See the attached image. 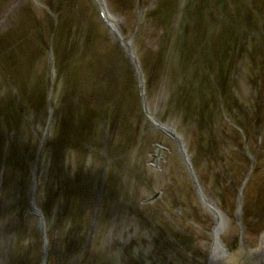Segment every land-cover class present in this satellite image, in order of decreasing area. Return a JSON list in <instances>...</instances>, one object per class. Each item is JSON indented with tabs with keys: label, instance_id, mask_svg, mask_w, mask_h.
Masks as SVG:
<instances>
[{
	"label": "rangeland",
	"instance_id": "374dc122",
	"mask_svg": "<svg viewBox=\"0 0 264 264\" xmlns=\"http://www.w3.org/2000/svg\"><path fill=\"white\" fill-rule=\"evenodd\" d=\"M146 1L150 4L153 0ZM170 1L171 3L174 2V4H178L177 7L175 6V12L177 14L175 17L174 15L173 17H170L171 23H169L168 26L161 24L163 26L162 28L160 27V24H154L157 34L163 33L164 30H167V32H170L171 34V41L174 45L179 44V47H181L182 50L192 49L193 52L191 54H193L194 57L188 54V51H183V54H181V56L177 60L178 62L182 61V63H185V65L187 66V69H185L186 67L184 68L185 70L189 71L191 68L193 69L194 66H197V63L200 64L201 68L203 66H206L207 68L210 63H212L210 62L211 59H216L215 56L217 54V46L220 49L222 44L221 41H218V37L210 35V31H214L215 29L217 31L218 28L214 27V23L212 22L213 12L211 13V18L209 21V18L207 17L210 16V14L203 8L202 5L199 4L200 0H188L189 5L186 9L185 17L183 15L185 2H183V0ZM257 5H259V3ZM168 7L169 13H172V10L174 12L175 8L173 4H169ZM80 8L81 10H83L82 7ZM182 8L184 9L182 10ZM179 10L181 11V15L178 13ZM47 11V5L43 2V0H0V109L2 111V114H0V264H13V262H11L10 260H13L14 255L12 252L14 250L16 251L17 255L20 256H14L16 260H18V264H38L39 258L42 257L41 247H39L38 250V244L39 242L41 243V240L34 239V236L36 234L35 232L26 234V231L28 229L33 231L36 230L35 223H32L31 219H29L31 213H28V211L26 210V206L22 209L20 214H16V212L13 211L12 208L15 207L16 202L21 200V197H19L18 195L20 193L26 195L27 198H29L30 204L33 203L36 204L37 207H40L42 212L48 210L47 206L49 204V200H51L54 195V191L51 193L52 188L50 187V181H48V178L43 175L42 172H45V169H47L48 167L55 166V164L60 166V159L56 158V156L49 157L46 152V147L49 145L47 144L49 143V137H60V134H62L61 137L71 138V140L65 144H69L72 148L71 153L67 151L65 153V161H67V163L65 164H67L66 166H68V171L62 174L64 176V179L60 178L61 181L69 183V180H73L72 186L77 185L78 187L79 185L82 190L87 191V188L85 189V186H83L84 180L81 178V172L79 171L80 166L77 167L78 164H76L77 160L79 159L81 163H85V165L82 166L83 169H91L92 172H99L100 175H103L102 177L97 175L100 179L103 178L100 181V184H97L99 185V187H101L100 191H104L105 193H108V195L115 196L119 199L121 198L122 200L126 195L124 188H120L119 193H117V186H114L112 190L113 192H111V188L108 185L109 182H111L109 179L111 178V175H109L104 181V172L108 171V169H111V167L104 165V163H100L101 156H97L98 158H95L94 152L90 148L86 149L85 146L87 143H89L88 139L91 140L93 137L98 141L102 140L99 128L101 126L105 129L109 126L108 124L103 125L104 121L102 120L101 109H104V113H107L108 108L111 109L113 106H117L115 108H117L118 112H120V110H122L120 109L122 108L121 105L123 104V102L127 101L128 107H126L125 105V108H127L126 112L124 113V115L117 116V121H114L118 124V127H120L121 130L122 127L126 130L131 125L136 126L138 122L134 119V117L132 118L131 116V114H133L131 110H134L133 106L131 107V105L133 104L132 99H127L126 97L125 99L123 98V100L121 98L113 100L110 96H108V93H106L109 88H106L107 86L105 85V89L102 92L101 90L97 89L95 93L93 85L87 89H84L86 86L85 81H87V76H89L90 74L87 73V71L88 69L90 70L91 67H88V64L86 63V61H89L88 57L86 56L83 58V55L86 54L84 49H79L78 47H76V45L78 44L77 41L74 42V45H71L70 43L72 54L70 56H67H69V60H71L72 64H74L72 65L70 70H68L69 66H67V62L69 60L66 61L65 57L63 56V53L65 52L68 44V39H60L64 40V42L59 47V49L61 50L58 49L59 51L57 52L52 50V45L50 46L51 42L57 37H63L64 35L66 36V33L63 32L61 33L62 35H60L58 33L60 32V29L58 28L60 26L63 27V25L65 26L67 21L72 24V31L75 34L78 31H84L83 23H78V20L75 21L73 19H70L69 15L68 18L64 17L67 18V21L65 23L63 19L62 21H55L54 19H50L49 17H47ZM70 11L73 12V8H71ZM118 15L121 16L123 14L122 12H120V14ZM223 18L224 16H222L221 21L223 20ZM136 19L137 14L135 12L128 21L124 20L122 21V23L125 24L129 22V27H131L134 26V22ZM177 20L181 24L178 23ZM228 25L230 24H227L226 26ZM224 26L225 25L222 26V29L224 28ZM255 26H257V29L255 30L254 35L258 34L259 32L258 25L256 24ZM193 28H196V30ZM153 35L155 34L153 33L152 29L149 30V28H140L138 33V42H140L139 45L142 50H155L157 49V45L159 47L162 44H158L157 39ZM90 36H93L92 32H90ZM198 36H200V38ZM236 36L238 41H240L244 37L240 33H237ZM49 39L51 40V42ZM109 39L110 37L107 35L96 33L93 38H83L82 44H102L104 42V45L111 46V42L109 41ZM163 45H161V47H163ZM247 46H249L250 48L248 47V50L245 53V57H240L237 55L241 60L238 61L237 59L238 62L234 61L235 63H238L235 65L236 67L238 66V69L236 68L238 70L236 74V82H239L241 80V83L238 85L234 83L233 89L232 86H228L231 88L230 90L227 89V91H225V85H223V87L222 85L219 86V89H221V91H224L225 95L229 98L228 100L226 97L227 102H229L230 104L229 107H226V113L232 111L236 115L234 119L228 118L226 120L227 124L224 123L225 126L223 127H231V136L235 135L236 137H239L240 131L245 130V126L243 127L237 124V115L240 111L238 102L240 100H246V103L249 102V105L251 103L253 105L255 101H258V98L260 96L258 90L255 91L256 86L259 85H256L255 83L261 80V85L259 87H264V82L262 84V76H260L258 71L253 70L248 65H246L243 70H240L242 61L246 59L245 62L249 64V62L251 61V56L256 58L255 62L257 63L260 59L264 60V51H260L259 48L257 49L259 52L255 51L256 47H258L257 45H254L255 47L253 50V47L248 41ZM228 49V53L231 54V52H233L235 56L234 51L231 50L230 47ZM3 51L4 55H2ZM66 54L69 53L65 52L64 55ZM179 54L180 53H178V55ZM164 55L165 54H158L159 57H162ZM223 58L224 60L226 58L228 59L227 53L226 55H223ZM199 59L201 61H199ZM95 61L97 60L95 59ZM231 61H233L232 55ZM153 66L154 65H152V67ZM158 66L161 67L160 64H158ZM220 66L225 70L227 68V64H225L224 61L220 63ZM180 67L183 69L182 65ZM258 67H260L259 64ZM101 68L103 67L101 66ZM100 72H102V69L99 71V73ZM59 73H61L64 78H60ZM99 73L98 77L101 78H98V81L94 82V84L97 85L102 79L109 78L106 73L104 74L103 72L104 76H99ZM169 74L173 75V71H169ZM236 75H233L231 79L233 80ZM189 79H191V77L186 80L187 82H185V84L189 86L190 89H194V87L190 85ZM92 89L94 91H92ZM262 91H264V89ZM199 92L201 94L202 90H199ZM243 92L246 94L244 95ZM177 95L180 98L181 95L183 96V105L181 107L179 106L175 108L174 110L178 111L176 113L178 115V117L176 118V122L175 120H173L167 122L166 124L169 127H174L175 129L179 130L176 133L179 136L180 142L182 141L183 144L185 143L183 147V149L185 150V157L178 150V147L175 146L176 144L174 145V143L171 141V134H169L170 136H166L163 133H160L157 128H153L147 130L149 133L145 134L146 137L138 134V137L132 139L133 144L135 145L133 148L137 146L136 148L138 150H141V159L136 157V151L131 149H128L127 151L130 156H126L124 152H121L115 158V161H118L120 164H124L128 167H134V164L137 165L134 172V174L136 175L140 174L142 169L149 171V175L151 174L150 179L154 181L153 185L155 189L159 190L160 192V197L158 199H154L153 204H157L159 206L164 205L165 209H162V215L158 210H156L157 212H153L151 211V209L148 210V212H152L149 213L150 215L147 216V212H144V214H146L145 216H147V218H149L148 220L152 222L153 226L151 228V234L154 237L160 236V229L162 230V232L168 230L166 231L167 236H164V239L162 237H159L162 240H159L158 238V240H139L135 238L141 228V224H139V222H135L136 213L134 212V214H129L128 212H124L118 209L120 211L119 214L121 213V216L127 217L128 224L135 222L136 224H138L135 229L138 227L137 229L139 230L134 231V229L132 228L131 231L133 232V235L130 234V228L127 229L126 235L131 236L132 241L122 240L123 243L121 244V248H117L115 244L116 240H104V251L115 249L119 254L122 255L120 256L121 261L117 264H133L130 260H128V257L130 256L129 254H133L132 252H135L134 255L138 257H141V255H156L158 257H161V259L164 258L160 262L161 264H181V262L182 264L184 262H186L187 264H194V260H192L191 258H194L199 251L204 250L205 254L208 253L212 240H187L188 238H186V240L182 239L192 232V230L188 228H191L192 225L193 227H196V225L200 226V222L198 223L197 219H192V223L188 225L185 224L184 220L182 219L172 221L170 220L172 219L171 216L174 218H178V215L180 214H177V212L173 211V207H168L169 210L166 209L167 203L175 204L174 202L177 201L181 203L186 201L187 198L188 202L189 200H191L190 195L192 197L193 193L189 192V189H192L191 183H194L193 179L197 181L198 185L201 187L200 190L202 189L203 191L202 196L204 199H207L209 201V206H213L214 208L216 207L215 210L220 214L223 220L228 219V223L225 224V228L223 229L226 235L233 234L234 237L231 239L236 240L237 238H241L240 234H242L244 236V240H249L253 243L255 242L254 238L256 237L257 232L253 231V229L250 228L251 226H249L248 228L246 227V229H243L242 227V209L244 207H238L233 194L234 191L232 189H238V192H243V194L240 193V195L244 198V201H246L248 205L260 206L261 204H264V171H262L264 170V161H261L259 163L260 166L256 160V162L251 161V165L248 162H246L247 164H245V161L241 160L244 157L239 155L237 151L238 148L236 149V147L232 145V143H229L227 141L226 136L228 133L226 132L225 134L221 129L223 127L220 126H216L213 129L207 128V130L206 128H203L206 136H208L209 132L211 131V137L213 136V139H208L207 144L205 145L200 144L203 152L201 154H198L197 151L192 148V146H195L196 144V138L193 136L195 134L193 133L195 130L191 128V121H194V119L196 120L197 116L199 115V121L202 124V120L206 119L210 113L209 108L207 110L205 106H203L202 108L199 107L197 99H194L196 98L195 96L188 97L186 93L181 94V92H178ZM216 95L217 98L221 97V94L216 93ZM232 95L234 97V100L236 99V104H233V97L232 99H230ZM95 97L96 100L94 99ZM128 98H130V96H128ZM163 103L164 101L160 100L159 105H162L161 113L173 117L174 115L172 116L168 109V107H170L171 105H168V103L164 105ZM191 110L195 111V116L194 118L190 119L188 116ZM253 111H255L254 108ZM57 114L59 115L57 117L58 119L50 120L52 119V117H56ZM257 114L258 113H256L255 115ZM252 117L253 116H251L250 118ZM182 118H184L183 121ZM255 120L256 118L253 117V119H250V121L248 122V124L250 125V130L252 124L257 122ZM110 126L111 127L109 128L111 132L112 124ZM189 129L192 130L193 135L188 134ZM262 130L264 131V129ZM92 132L93 134L89 135ZM110 132L108 133V135L110 134ZM47 133H49V135H47ZM153 133H158V137L154 138V140L155 143H158L160 146L156 144L152 145L153 140H149L150 138L148 137V135L152 136L154 135ZM215 134L217 135V138H214ZM116 137L117 136L112 135V138H114L115 140ZM260 141L262 140L259 137L257 141H252L253 147H255V149L257 147V143H260ZM36 142H40L42 146H35ZM118 142H125V140ZM44 144H46L45 147H43ZM120 145L121 147H123L122 144ZM37 147L38 149L40 147V149L38 151H35V148ZM112 147L114 148L115 146L110 145L107 139V141L104 143V154H106L104 155L105 159L109 154V149H112ZM206 147L209 148L211 150V153L215 155L209 156L208 154H205ZM29 150H32V152H30ZM249 151H251V149H248V152ZM249 153H247L248 158L252 160V157H250L251 155ZM33 154L34 156L31 158ZM205 156H209L210 158L206 159ZM33 158L36 159L35 161L38 163V165H35V161L31 160ZM20 159L23 160L24 163L21 162ZM142 159L143 161L141 162ZM155 160L157 162V166L153 168L152 165L153 161ZM48 161L50 163H48ZM7 163H9V165H7ZM11 163H14L13 168L23 166V168H21L23 170H21L22 172L19 174L18 181L22 179V182L24 183L23 178L31 174L27 179L30 180L31 183L26 186V188L22 186L21 182L17 186V188L13 189V181L16 182L17 178L12 174L9 183L3 180V175H5V173L9 174L12 168V166L10 165ZM187 164L192 167V173L189 176L185 172V166H187ZM35 166L37 169L35 168ZM149 168L150 170H148ZM246 168L250 172L245 174L244 171L247 170ZM34 170H37L36 176L31 173ZM253 172H257V175H254L253 178L255 180L250 183V175ZM233 175H235V178L233 177ZM66 177H68L69 180L66 179ZM116 177L118 178V176ZM232 177L234 178V180H236L235 184H233V182L231 184V186L234 188H225V192L222 195V200H216L214 190L210 188V185H219L222 187V183L225 184L228 181H232ZM120 178L125 179L128 178V176H120ZM21 186L23 187V189ZM124 186L126 189H129L128 185L126 186L124 184ZM238 186L240 188H238ZM127 191L131 193V190ZM193 195L194 197L192 198H194L193 201L196 200L194 203L196 207L200 204L199 202H197L199 197L196 196V194ZM213 197H215V199ZM147 199H149V196H147V192L143 191L142 201H146ZM111 200L113 201L114 198H111ZM164 200H166V204L160 203V201ZM112 204L114 205L115 202H112ZM106 212L107 210H104V216L107 214ZM189 213L190 212H186V210L184 211V215L186 216H188ZM144 214H142V216ZM84 215L85 213L82 214V216ZM208 215L210 218H216L211 213H208ZM84 217L81 218L82 224L85 219ZM188 217L192 218L191 215ZM229 217H231L232 219L230 220ZM19 219H21L22 221L21 223H19V228L20 231H22L24 234L21 238L23 240H11V232L15 230L17 225L16 221H18ZM70 220L72 221V218ZM178 221L181 225H185L187 229L183 234L181 233L180 227H175V223L177 224ZM177 229H180V232L176 237L173 232H175V230ZM20 231L18 230L17 232ZM64 236L66 237V239L64 240H72L69 232H65ZM9 237H11V239ZM250 238H252L253 240H250ZM77 240H85V236H80V238H77ZM97 241L98 240H92L94 247H96ZM222 242L223 244L228 245L233 244L235 241L222 240ZM96 251L100 253L98 248L93 251V247H89L86 251V255L88 257L97 255ZM47 264H57V260L54 257L48 258ZM76 264L80 263L77 262ZM95 264H101V262H95ZM107 264L113 263L108 262Z\"/></svg>",
	"mask_w": 264,
	"mask_h": 264
},
{
	"label": "bare ground",
	"instance_id": "6f19581e",
	"mask_svg": "<svg viewBox=\"0 0 264 264\" xmlns=\"http://www.w3.org/2000/svg\"><path fill=\"white\" fill-rule=\"evenodd\" d=\"M43 2L47 5L48 11L46 12V15L50 19L52 18L55 21H62L63 19L65 23L69 15L70 19H73L75 21L78 20L77 22H82L84 26V31H78L76 34L73 33V27L71 26L72 24L68 21L66 22L65 26H60L61 28H58L60 29V32L58 33L60 35H62V32L66 33V36L64 35L63 37H57L52 42L49 39L51 42L50 46L52 45V50L56 52L61 50L59 49V47L61 44H63L64 40L60 39H68V44L65 52L69 54L64 55L65 52L63 53L66 61H68L69 56L72 54L71 45H74V42L77 41L78 44L76 45V47H78L79 49H84L86 54L83 55V58L87 56L89 61H86V63L88 64V67L91 66V71L89 69L87 71V73L90 74L89 76H87L88 79L87 81H85L86 86L84 89H87L93 85L95 93L97 89L101 90L102 92L105 89V85L107 86L106 88H109L106 93H108V96H110L113 100L120 98L123 100V98L125 99L126 97L127 99H132L133 104L131 105V107L133 106L134 110H131V112L133 113L131 114V116L132 118L134 117L138 124L136 126L131 125L126 130L122 127L121 130V128L118 127V124L114 121H117V116L124 115V113L126 112L127 108H125V105L126 107H128L127 101L123 102V104L121 105L122 108L120 109L122 110H120V112H118V109L115 108L117 106H113L111 109L108 108L107 113H104V109H101L102 120L104 121L103 125L108 124L109 126L105 129L100 126L99 132L101 133L102 140L98 141L93 137L91 140L88 139L89 143H87L85 146L86 149L90 148L94 152L95 158L101 156L100 163H104V165L111 167V169H108V171L104 172V181L109 175H111V178H109L111 182H109L108 184L111 188V192H113L112 190L114 186L118 187L116 189L117 193H119L120 188H124L126 195L124 196L125 198H123V200L121 198H116L115 196H110L104 191H100L101 187H99V185L97 184H100V181L103 178L100 179L98 176L102 177L103 175H100L99 172L94 173L91 169H83L82 166L85 165V163H81L79 159L77 160L76 164H78L77 167L80 166L79 171L81 172V178L84 180L83 186H85V189L87 188V191L82 190L79 185L78 187L77 185L72 186L73 180L70 181L68 177H66V179L69 180V183H65L64 181L60 180V178L64 179V176L62 174L68 171V166H66L67 164H65L67 163V161H65V153L66 151L71 153L72 149L69 144L65 145L71 140V138L61 137L62 134H60V137H49V143H47L49 145L46 147V152L49 157L56 156V158L60 159V166L55 164V166L48 167L47 169H45V172H42L43 175L48 178V181H50V187L52 188L51 193L54 191V195L51 200H49V204L47 206L48 210L42 212L41 208L37 207L36 204H30V200L26 195L19 193L18 195L19 197H21V200L15 203V207L12 208L13 211H15L16 214H20L22 209L26 206V210L28 211V213H31L29 219H31L32 223L34 222L36 225V230L33 231L28 229L26 231V234L35 232V240H64L66 239V237L64 236L65 232L70 233L72 240H77V238H80V236H85V240H132L131 236L126 235V230L130 228V234H133V232L131 231L132 228L134 229V231H138V227L135 229V227L138 225L135 222H139V224H141V228L135 238L139 240H162L161 238H159L162 237L164 239V236H167L166 231L168 230L162 232V230L160 229V236L154 237L151 234V228L153 226L152 222L148 220L149 218H147V216L150 215L149 213H152L151 211L157 212L156 210H158L159 213H161L162 209H165L164 205L159 206L157 204H153L154 199H158L160 197V192L159 190L155 189L153 185L154 181L150 179L151 174L149 175V171L142 169L140 174L136 175L134 174V172L137 165L134 164V167H128L124 164H120L118 161H115V158L121 152H124L126 156H130L127 151L128 149H131L136 151L135 156L141 159V150H138L136 148L137 146L133 148L135 145L133 144L132 139L138 137V134L146 137L145 134L149 133L147 130L153 128H157L160 133H163L166 136L171 134V141L174 143V145L176 144L175 146L178 147V150L185 157V150L183 149L185 143L183 144L182 141L180 142L179 136L176 133L179 130L175 129L174 127H169L166 124L167 122L173 120H175L176 122V118L178 117L176 113L178 111L174 110L175 108L179 106L181 107L183 105V96L181 95V99L177 95L178 92H181V94L186 93L188 97L195 96L196 98L194 99H197L199 107L202 108L203 106H205L207 110L209 108L210 113L206 119L202 120V124L199 121V115L197 116L196 120L194 119V121H191V128L195 130L193 132L195 134H192L191 129L188 130V134H192L196 138V144L195 146H192V148L197 151L198 154H201L203 152L200 144L205 145L207 144L208 139H213V136L211 137V131L209 132L210 136H206L203 128H206L207 130V128L213 129L216 126L223 127L225 126L224 123H226V120L228 118L234 119L236 116L232 111L226 113V107H229L230 104L226 100L227 96L225 95V92L219 89L220 85H222V87L223 85H225V91H227V89L230 90L231 88L228 86H232L233 89L234 83H236V85L241 83V80L239 82H236L238 66L236 67L235 65L238 63H235L234 61H237V59L238 61L241 60L238 56L245 57V53L247 52L249 47L247 46L248 41L253 47V50L255 47L254 45L258 46L255 49L256 52H259L257 50L258 48L260 49V51H264V0L263 2L262 0H200L199 4L202 5L203 8L210 14V16L207 17L209 18V21L211 18V13L213 12L212 22L214 23V27H218L217 31L216 29H213L214 31H210V35L218 37V41H221L222 44L220 49L217 46V54L215 56L216 59H211L210 62L212 63H210L207 68L206 66H203L201 68L200 64L197 63V66H194L193 69L191 68L192 71L191 69L189 71L185 70L187 69L185 63H182V61H177L181 54H183V51H188L187 53L194 57V55L191 54L193 52L192 49L182 50L181 47H179V44H173V42L171 41L170 32L164 30L163 33L157 34L154 26V24L156 23H158V25L160 24V27L162 28V25L168 26V24L171 23L170 17H173V15L175 17L177 14L175 12L176 7L178 6L177 3H171L170 0H153L150 4L146 0H43ZM183 2H185V9L182 8V10L184 9L183 15L186 17V9L189 3L188 0H183ZM258 3L259 5H257ZM169 4H173L175 8L174 12L172 10V13H169ZM80 7H82L83 10H81ZM71 8H73V12L70 11ZM180 10L178 11V13L181 15ZM120 12H122L124 16L118 15L120 14ZM135 12L137 14V19L134 22V26L129 27V22L125 24L122 23V21L124 20L128 21ZM221 15L225 18H223L222 21ZM227 24L230 25L226 26ZM256 24L259 27V32L258 34L254 35V32L257 29V26H255ZM223 25L225 26L222 29ZM140 28H149V30L152 29L153 33L155 34L153 36L157 39V43H162L161 45L164 44L168 49L164 45V48L161 47V45L159 47L157 45V49L155 50H142L139 45L140 42H138V33ZM193 29L196 30V28ZM90 32H92V37L90 36ZM96 33L109 36L111 46L107 45V47L106 45H104V42L102 44H90L86 42L85 45L82 44L83 38H93ZM237 33H240L244 36L240 41H238L237 39ZM198 37L200 38V36ZM229 47L234 51L235 56L233 52H231V54L228 53ZM177 52L180 54L178 55ZM226 53L228 59L226 58L224 60L223 55H226ZM158 54L165 55L159 57ZM2 55H4V51L2 52ZM219 55L220 57H222L220 58ZM231 55L233 57V61H231ZM250 58L252 62L250 61L249 64L245 62L246 59L242 61L240 70H243L244 67L248 65L253 70L258 71L260 76H262V79L264 80V60L260 59L257 63L255 62V57L251 56ZM95 59L97 61H95ZM199 61L201 60L199 59ZM223 61L225 64H227L226 70L224 68H221L220 66V63ZM73 64L71 60L67 62V66H69L68 70H70ZM158 64H160L161 67H159ZM258 64L260 67H258ZM152 65L154 66L152 67ZM181 65L183 66V69L180 67ZM101 66L103 68H101ZM168 67H170L171 69ZM101 69L102 72L99 73ZM169 71H173V75H170ZM103 72L104 74L106 73L109 78L102 79L98 85L94 84L95 81H98V78H101L98 77V73L99 76H104ZM233 75L236 76L232 80L231 77ZM59 77L64 78L61 73H59ZM190 77L191 79H189V82L190 85L194 87V89H190L189 86L185 84V82H187L186 80H188V78ZM263 80L262 84L264 82ZM260 81H257V83L255 84L260 86ZM259 86H256L255 91L258 90L260 96L258 98V101H255L253 105L252 103L249 105V102L246 103V100H240L239 102V99L237 100L240 107V111L237 115V124L243 127L245 126V130L239 132V137H236L235 135L231 136V127L221 128L225 134L226 132L228 133L226 136L227 141L229 143H232V145H234L236 149L238 148L237 151L239 155L244 157L241 160L245 161V164H247L246 162L250 164L251 161L253 162L255 160L258 162V164L261 161H264V131L262 130L264 129V91H262L264 87L260 88ZM94 90L92 89V91ZM199 90H202L201 94ZM215 91L217 94H221L222 98H217ZM243 94L245 95L246 93L243 92ZM128 96H130V98H128ZM232 97L233 95L230 97V99H232ZM94 99L96 100V97ZM227 99L229 100L228 97ZM160 100L164 101V105H166L167 103L168 105H171L170 107H168V109L172 116H175H173L174 118L170 117V115H164V113H161L162 105H159ZM235 100L233 97V104H236ZM253 108L256 113H258L257 115H255L256 113L255 111H253ZM0 114H2L1 109ZM58 116L59 115L57 114L56 117L54 116L50 120H56L58 119ZM194 116L195 111L191 110L188 117L191 119L194 118ZM251 116L255 117V121L257 122L254 121L255 123L252 124L250 130V125L248 124V122L250 121V119H253V117L250 118ZM183 120L184 118H182V121ZM111 124L113 134L112 131L110 132L109 128L111 127ZM109 132L110 134L108 135ZM92 134L93 132L89 135ZM153 134L154 135L152 136L148 135V137L150 138L149 140H153L154 143L152 142V145L156 144L160 146L158 143H155L154 140V138L158 137V133ZM47 135H49V133H47ZM112 135L117 136L116 140L112 138ZM258 137L263 142L260 141V143H257V147L255 149V147H253L252 141H257ZM214 138H217L216 134ZM107 139L108 143L110 145H114L115 147L109 149V154L105 159L104 155L106 154H104V143L107 141ZM124 140L125 142H118ZM120 144H122L123 147H121ZM35 146L41 147L42 145L40 142H36ZM45 146L46 144L43 145V147ZM39 149L37 147L35 148V151H38ZM248 149H251V151H249L250 153L248 152ZM29 151L32 152V150ZM247 153L251 155L250 157H252V160L248 158ZM205 154H208L209 156L215 155L212 154L211 150L207 147ZM33 156L34 154L31 156V158ZM209 156H205L206 159L210 158ZM31 160L35 161L36 159L33 158ZM142 161L143 159L141 160V162ZM21 162L24 163L23 160H21ZM34 163L35 165H38L36 161ZM48 163L50 162L48 161ZM7 165H9V163H7ZM10 165L12 166V168L9 174L5 173V175H3V180L9 183L11 180V174L16 176V182L13 181V189H15L22 182V179L18 181V177L22 172L21 170H23L21 169L23 168V166L13 168L14 163H11ZM152 166L153 168L157 166L156 160L153 161ZM148 170H150V168ZM245 171V174L250 172L248 169ZM185 172L188 176L191 175L192 167L189 164L185 166ZM31 173L36 176L37 170H34ZM30 175L31 174L23 178L24 183L22 182V186L24 188H26V186L31 183L30 180H27ZM126 175L128 176V178H120V176L123 177ZM254 175H257V172H253L250 175V183L255 180L253 178ZM116 176H118V178ZM233 177L235 178V175H233ZM234 178L232 181H228L225 184L222 183V187L219 185H210V188L214 190L216 200H222V195L225 192V188H234L231 186L232 182L233 184L236 183V180H234ZM193 182L194 183H191L192 189H189V192L196 194V196L199 197L197 202H199L200 204L198 206L195 207L194 203L196 200L193 201V194L192 197L190 195L191 200H189V202L187 198L186 201L181 203L177 201L174 202L175 204H172L167 203L166 200L160 201V203H167L166 209L169 210V208L173 207V211L177 212V214H180L178 215V218H174L171 216L172 219H169L172 221L182 219L184 220L185 224L188 225L192 223V219H197L198 223L200 222V226L196 225V227H193L192 225L191 228H188L192 230V232L188 236L185 234L186 237H183L182 239L186 240V238H188L187 240H214L212 246V256L210 258L209 264H218L224 261L228 262L233 255L227 253V251H225L223 246L220 244V240H233L231 238L234 237L233 234L226 235V233L223 231V229L225 228V224L228 223V219L223 220L220 214L215 210L216 207L214 208L213 206H209V201L207 199H204L202 196L203 191L202 189L200 190L201 187L198 185V182L194 179ZM123 183L126 186L128 185L129 189H126ZM238 188L240 187L238 186ZM89 189L91 190V192ZM127 190H131V193H129ZM232 190L234 191L233 194L238 207H244L242 209L244 219L242 218L241 220V222L243 223V229L251 226L250 228H252L253 231L257 232L254 240H262L261 248L254 252H251L250 256L255 261H257L258 264H264V204H261L260 206L248 205L247 202L244 201V198L240 195V193L243 194V192H238V189ZM143 191L147 192V196H149V199H147L146 201H142ZM215 197L213 198L215 199ZM111 198H114V200L112 201ZM112 202H115V204L113 205ZM200 205L202 206V208ZM118 209L124 212H128L129 214H134L135 212V219L137 221L135 220V222L128 224L127 217L121 216V213L119 214L120 211ZM149 209H151L150 212H148ZM104 210H107V214L105 216ZM185 210L186 212H190L188 216L191 215L192 218L184 215ZM144 212L148 213L147 216H145L146 214H144ZM207 212L213 214V216L216 218H210ZM83 213H85V217L82 216ZM142 214L144 215L142 216ZM82 217L85 218L83 224L81 223ZM71 218L72 221L70 220ZM229 218L230 220L232 219L231 217ZM21 222V219L16 221V228L13 232H11L12 239L11 237H9L11 240H23L21 238L24 234L22 231H20L19 228V223ZM177 224L175 223V227H180L181 233H185V230H187L185 225H181L179 221ZM180 229H177L175 230V232H173L176 237L180 232ZM18 230L20 232H17ZM240 235L241 238H237L236 240H244V236L242 234ZM250 240L253 239L250 238ZM241 255L244 256V258L248 259L249 252L248 254L244 253Z\"/></svg>",
	"mask_w": 264,
	"mask_h": 264
}]
</instances>
